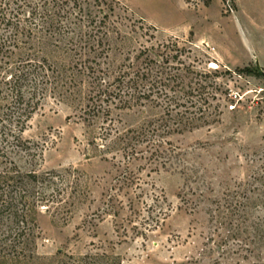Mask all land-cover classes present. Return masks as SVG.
<instances>
[{
  "label": "rangeland",
  "instance_id": "1",
  "mask_svg": "<svg viewBox=\"0 0 264 264\" xmlns=\"http://www.w3.org/2000/svg\"><path fill=\"white\" fill-rule=\"evenodd\" d=\"M68 2L77 23L68 47L55 50L51 39L31 47L55 50L58 64L69 63L66 49L94 47L100 54L89 61L109 81L120 68L138 67L148 49L157 66L169 58L172 75L205 85L211 122L172 135L168 164L152 170L144 159L103 153L110 122L87 114L82 96L47 98L22 137L41 153L34 169L61 177L47 193L61 194L39 208L41 236L26 264L86 253L115 255L121 264H264V75L247 72L264 71V0ZM8 31L0 24V36ZM91 31L93 42L83 46L80 37ZM143 112L114 110L111 118L134 127L160 115ZM2 146L22 170L32 168L23 146Z\"/></svg>",
  "mask_w": 264,
  "mask_h": 264
},
{
  "label": "trees",
  "instance_id": "2",
  "mask_svg": "<svg viewBox=\"0 0 264 264\" xmlns=\"http://www.w3.org/2000/svg\"><path fill=\"white\" fill-rule=\"evenodd\" d=\"M39 1L41 3L33 0L1 2L0 24L5 32L10 28L14 32L0 36V264H26L35 257L37 239L41 236L39 208L55 202L61 194L54 188L52 193H47L61 177L56 171L38 173L34 169L41 153L36 144L22 137L28 122L47 98L61 102L68 97L82 96L87 102L84 107L90 108L87 114L97 117L101 112L110 122L101 133L104 141H108L103 153L115 152L113 158L119 154L127 161L144 159L154 164L152 170L168 164L174 151L167 150L166 145L171 146L169 138L172 135L211 122L207 119L211 105L202 97L205 85L185 82L183 74L172 75L165 66L169 58H163L157 66L148 49L141 52L144 58L138 67L130 64L120 68L112 81L106 79L108 72L101 74L100 63L95 59L89 61L91 54L93 57L100 54L94 47H88V51L81 47L74 54L66 49L63 52L68 55L65 54L69 63L55 62V50L68 47L66 41L71 42L72 35L76 34L72 24L77 23L73 22V13L65 9L68 0ZM50 3L55 9L53 13L47 7ZM13 4L16 7L11 9ZM25 13L29 15L22 20L20 15ZM94 37L92 31L84 33L80 42L89 46ZM48 39L52 40L55 50L31 47L34 41ZM153 65L158 69L155 74ZM238 71L244 72L243 69ZM247 72L263 75L258 67ZM167 88L183 94L168 95ZM196 95L199 97L195 98ZM103 103L107 104L105 108ZM155 108L160 110L157 119H144L134 127L124 126L120 120L117 126L111 118L114 110L120 114L126 111L144 113L146 109ZM4 143L17 148L23 146L26 161L32 168L22 170L8 155L6 146H2ZM57 264L121 263L115 255L86 253L82 256L65 254Z\"/></svg>",
  "mask_w": 264,
  "mask_h": 264
},
{
  "label": "water",
  "instance_id": "3",
  "mask_svg": "<svg viewBox=\"0 0 264 264\" xmlns=\"http://www.w3.org/2000/svg\"><path fill=\"white\" fill-rule=\"evenodd\" d=\"M261 70V69H260ZM262 71V70H261ZM263 75H264V71H262Z\"/></svg>",
  "mask_w": 264,
  "mask_h": 264
}]
</instances>
